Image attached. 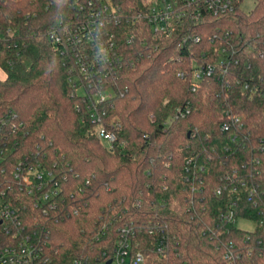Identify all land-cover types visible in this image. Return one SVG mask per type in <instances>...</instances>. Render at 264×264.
Masks as SVG:
<instances>
[{"label": "trees", "instance_id": "obj_1", "mask_svg": "<svg viewBox=\"0 0 264 264\" xmlns=\"http://www.w3.org/2000/svg\"><path fill=\"white\" fill-rule=\"evenodd\" d=\"M113 1L128 16L143 0ZM71 13L72 0H0L5 163L38 161L61 177L57 208L46 215L30 206L29 219L37 216L48 224L56 259L62 262L97 252L95 230L103 218L120 212L136 222L166 221L180 240L185 264H226L216 240L203 231L231 197L227 190L216 193L226 183L224 176L234 168L247 178L252 173L260 182L259 208L253 210V200L245 197L239 214L258 217L264 209V149L256 150V145L264 148V95L243 89L238 81L255 82L264 90V0H257L249 12H204L205 21L180 26L173 36L159 40V50L125 69L118 86L122 93L108 110L119 121L111 144L97 136L93 123L83 120L68 66L58 45L45 35ZM128 25L122 29L128 31ZM184 34L200 39L190 38L178 47ZM246 40L255 49L233 65L227 76L230 87L214 75L191 90L193 59L214 61L223 44L233 42L242 50ZM182 70L185 76L179 74ZM186 105L190 112L178 114ZM225 109L246 114L243 132H250V138H228L221 128ZM245 234L230 225L225 238ZM261 261L254 256L245 263Z\"/></svg>", "mask_w": 264, "mask_h": 264}, {"label": "built area", "instance_id": "obj_2", "mask_svg": "<svg viewBox=\"0 0 264 264\" xmlns=\"http://www.w3.org/2000/svg\"><path fill=\"white\" fill-rule=\"evenodd\" d=\"M242 1L143 0L141 7L127 16L119 11L113 0H72L71 16L60 19L45 35L58 45L68 66L69 82L75 95L81 99L77 107L83 112V120L93 123L97 136L111 144L116 140L115 129L119 121L108 110L114 107V99L122 93L118 86L124 70L135 67L141 59L159 50V40L164 36H173L180 26L202 23L205 21L204 12L221 15L242 9ZM125 22L129 24L128 31L122 29ZM242 36L239 38L243 41ZM190 38L200 39L199 36L184 34L178 47ZM244 46L240 50L228 41L222 45L216 60L196 62L193 59L189 70L191 90L197 91L205 77L214 75L224 82V86L230 87L227 76L234 71L233 65L239 63L240 55L250 54L255 49L248 40ZM179 74L185 76L186 72L182 70ZM238 81L242 82L243 89L264 95V90L257 83L241 78ZM189 112L188 105L177 111L183 115ZM245 119L244 112L225 109L222 131L232 141L241 139L244 142L250 138V132H243ZM4 142L0 130V264L186 263L181 257L180 240L175 232H171L166 221L149 219L136 222L131 217L125 218L128 214L120 212L103 218L95 230L93 236L97 252L59 261L49 238L48 224L41 222L37 216L29 219L26 211L31 206L49 215L52 209H56L62 189L61 177L38 161L26 159L12 166L7 165ZM263 149L256 145V150ZM259 161L257 158L256 162ZM202 170L205 172L208 169L204 166ZM250 176H243L239 168L224 176L226 183L216 193L223 195L227 190L231 197L220 205L214 223L206 224L203 230L216 240V247L222 252L226 264H264V209L258 217L239 214L245 197L253 200V210L259 208L256 194L260 192V182L254 179L252 173ZM24 196L28 197V202L23 199ZM240 219L253 221L255 226L251 230L243 229L238 226ZM230 225L246 231L245 236L226 239L225 233ZM254 256H258L261 263H245L247 258Z\"/></svg>", "mask_w": 264, "mask_h": 264}, {"label": "rangeland", "instance_id": "obj_3", "mask_svg": "<svg viewBox=\"0 0 264 264\" xmlns=\"http://www.w3.org/2000/svg\"><path fill=\"white\" fill-rule=\"evenodd\" d=\"M256 2H257V0H243L242 4H241L242 9L245 10L246 12H249L255 7ZM3 76H4V72L0 68V77H3ZM238 226L243 228V229L251 230L255 226V222L240 219L238 221Z\"/></svg>", "mask_w": 264, "mask_h": 264}, {"label": "water", "instance_id": "obj_4", "mask_svg": "<svg viewBox=\"0 0 264 264\" xmlns=\"http://www.w3.org/2000/svg\"><path fill=\"white\" fill-rule=\"evenodd\" d=\"M109 262H110V261H109ZM109 262H108V263H109Z\"/></svg>", "mask_w": 264, "mask_h": 264}]
</instances>
